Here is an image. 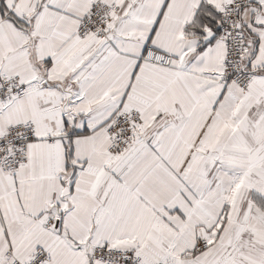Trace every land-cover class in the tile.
<instances>
[{
  "label": "crops",
  "instance_id": "0c3cea01",
  "mask_svg": "<svg viewBox=\"0 0 264 264\" xmlns=\"http://www.w3.org/2000/svg\"><path fill=\"white\" fill-rule=\"evenodd\" d=\"M93 1L0 0V75L28 84L0 104V133L36 128L26 161L0 169V264L38 248L45 264H90L83 243L148 263L264 264V0L241 10L246 91L220 78L228 0H102L118 6L108 38H79ZM147 44L170 65L143 61ZM120 110L141 113V134L110 154Z\"/></svg>",
  "mask_w": 264,
  "mask_h": 264
},
{
  "label": "built area",
  "instance_id": "2783aa9c",
  "mask_svg": "<svg viewBox=\"0 0 264 264\" xmlns=\"http://www.w3.org/2000/svg\"><path fill=\"white\" fill-rule=\"evenodd\" d=\"M255 0H228L220 11L218 33L225 44L224 63L221 80L235 84L241 91H246L253 79V73L245 64L248 40L240 25L241 10ZM118 12V6L111 2L94 0L86 15L79 22L76 36L79 38L94 35L99 39H107L110 25ZM141 59L162 67L170 65V56L149 44L141 54ZM28 84L21 81L18 75H0V104L5 106L12 97L22 96ZM142 116L137 110L118 111L107 126V151L110 154L121 153L128 144L141 134ZM36 137L35 124L32 121H21L5 127L0 133V169L13 174L28 156L29 143ZM51 226V219L46 221ZM76 249L84 251L90 264H176L172 260L146 262L134 249L119 248L107 243L76 244ZM210 243L204 239L194 245L196 252L206 250ZM49 258L44 248H38L32 257L21 260L11 250L5 252L8 264H45Z\"/></svg>",
  "mask_w": 264,
  "mask_h": 264
},
{
  "label": "water",
  "instance_id": "95a60500",
  "mask_svg": "<svg viewBox=\"0 0 264 264\" xmlns=\"http://www.w3.org/2000/svg\"><path fill=\"white\" fill-rule=\"evenodd\" d=\"M211 34H212L211 31L207 32V33H206V38H207L208 36H210ZM136 140H138V139H136Z\"/></svg>",
  "mask_w": 264,
  "mask_h": 264
}]
</instances>
